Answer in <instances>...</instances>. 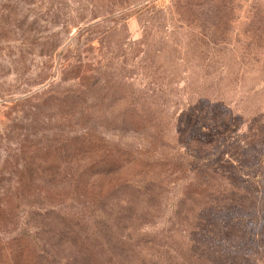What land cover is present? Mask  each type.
Masks as SVG:
<instances>
[{"label": "rangeland", "instance_id": "obj_1", "mask_svg": "<svg viewBox=\"0 0 264 264\" xmlns=\"http://www.w3.org/2000/svg\"><path fill=\"white\" fill-rule=\"evenodd\" d=\"M0 264H264V0H0Z\"/></svg>", "mask_w": 264, "mask_h": 264}, {"label": "trees", "instance_id": "obj_2", "mask_svg": "<svg viewBox=\"0 0 264 264\" xmlns=\"http://www.w3.org/2000/svg\"><path fill=\"white\" fill-rule=\"evenodd\" d=\"M82 240V239H81ZM122 244H123V246H125V249H124V251L126 252V253H129V252H133V251H135V248L137 247V246H134V245H131L128 241H122Z\"/></svg>", "mask_w": 264, "mask_h": 264}]
</instances>
